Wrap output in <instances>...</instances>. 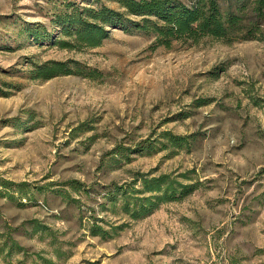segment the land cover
<instances>
[{
    "label": "rangeland",
    "instance_id": "rangeland-1",
    "mask_svg": "<svg viewBox=\"0 0 264 264\" xmlns=\"http://www.w3.org/2000/svg\"><path fill=\"white\" fill-rule=\"evenodd\" d=\"M65 3L118 8L0 0V264H264V27L169 48L115 28L60 49ZM48 61L77 73L35 79ZM162 175L197 187L132 218L152 195L140 178Z\"/></svg>",
    "mask_w": 264,
    "mask_h": 264
},
{
    "label": "trees",
    "instance_id": "trees-1",
    "mask_svg": "<svg viewBox=\"0 0 264 264\" xmlns=\"http://www.w3.org/2000/svg\"><path fill=\"white\" fill-rule=\"evenodd\" d=\"M117 5L111 9L103 4L97 7H75L65 3L56 13L54 23L61 25L63 39L55 40L54 46L69 49L74 41L85 48H97L109 36V29L135 28L154 36L155 42L169 48L173 41L198 43L203 38H212L226 44L257 40L264 27V0H110ZM125 17L132 18L127 20ZM77 72L67 63L48 61L33 70L35 79L50 80L57 76ZM92 76V74H91ZM90 74L86 77H91ZM166 143L173 148L189 147L186 137L165 132ZM145 149L150 144L143 142ZM142 146V147H143ZM143 197L135 205L132 218L147 215L159 204L181 201L197 187L170 180L167 175L140 178ZM113 202V200H112ZM122 209L129 212V204L122 200ZM91 236L105 237L101 227L93 225Z\"/></svg>",
    "mask_w": 264,
    "mask_h": 264
}]
</instances>
